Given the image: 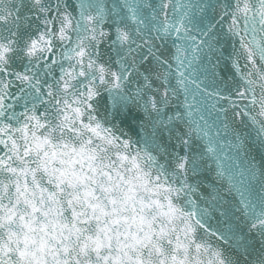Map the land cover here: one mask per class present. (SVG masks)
Here are the masks:
<instances>
[{
	"label": "snow or ice",
	"instance_id": "obj_1",
	"mask_svg": "<svg viewBox=\"0 0 264 264\" xmlns=\"http://www.w3.org/2000/svg\"><path fill=\"white\" fill-rule=\"evenodd\" d=\"M0 264H264V0H0Z\"/></svg>",
	"mask_w": 264,
	"mask_h": 264
}]
</instances>
